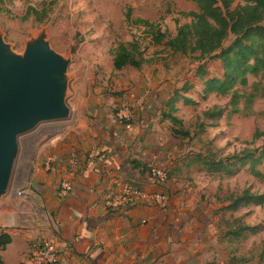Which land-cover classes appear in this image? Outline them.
<instances>
[{
	"label": "crops",
	"instance_id": "crops-1",
	"mask_svg": "<svg viewBox=\"0 0 264 264\" xmlns=\"http://www.w3.org/2000/svg\"><path fill=\"white\" fill-rule=\"evenodd\" d=\"M162 56L142 64L112 94L90 96L69 132L38 144L28 177L17 185L12 180L0 200V231L12 240L0 251L3 264H19L41 238L54 240L68 264L261 263L256 256L246 263L232 262L233 257L248 256L224 237L217 212L190 195L182 182L181 144L162 115L174 93L182 96L175 104L177 118L182 107L190 106L183 98L198 103L195 96L204 80L196 76L199 63ZM206 71L207 79L216 77L210 68ZM121 104L132 110L129 129L113 117ZM92 148L98 156L89 164L86 155ZM71 152L78 156L73 167ZM140 165L165 169L169 181L149 180ZM64 179L72 180L73 189L62 197L58 191ZM130 184L146 194L165 195L167 205L161 208L143 199L126 208L109 207L108 199Z\"/></svg>",
	"mask_w": 264,
	"mask_h": 264
},
{
	"label": "rangeland",
	"instance_id": "rangeland-1",
	"mask_svg": "<svg viewBox=\"0 0 264 264\" xmlns=\"http://www.w3.org/2000/svg\"><path fill=\"white\" fill-rule=\"evenodd\" d=\"M238 3L239 0H236L233 7ZM30 8L38 14L26 18ZM196 11V5L187 0L0 2V35L14 53L22 54L28 41L44 33L50 48L69 60L66 103L70 116L65 121L41 123L33 130L17 136L18 153L12 173L13 185L28 177L39 143L55 135H64L69 132V126L77 124L78 109L86 105L90 96L112 94V90L123 87L127 76L139 70L131 65L121 72L114 70L112 52L119 43L137 40L146 61L159 60L166 54L154 55L161 48L151 46L144 34L145 28L134 24L136 20L156 24L168 37H173L178 26L191 20L183 14ZM127 14L130 16L129 22L125 20ZM231 39L228 38L224 46ZM171 61L194 63L189 58L179 56H172ZM207 68H210L213 76L219 77L222 73L219 61L208 62ZM247 82L246 86H234L232 92L235 96L231 92L228 96H209L202 100L197 92V105L182 107L177 114L183 128L190 132V137L174 138V141L181 144L179 161L182 182L187 185L190 195L209 204L212 210L219 211L220 219L231 222L235 217L243 219L249 226H258L255 233L233 248L245 256H264V204H251L235 212L220 211L230 204L231 197L240 196L244 190L252 194L264 192V181L251 174L249 161L242 165L230 159L233 155L244 157L245 150L257 154L264 143V137L253 139L256 132H264V73L248 75ZM248 96L251 97L246 100ZM233 101H237V106H231ZM213 106L224 110L218 122L210 123L203 118L202 113ZM234 108L238 111L234 112ZM198 156L215 161L228 160L235 165L230 167L231 174L211 173L196 161ZM254 168L264 174V159ZM260 262L264 264V259Z\"/></svg>",
	"mask_w": 264,
	"mask_h": 264
},
{
	"label": "trees",
	"instance_id": "trees-1",
	"mask_svg": "<svg viewBox=\"0 0 264 264\" xmlns=\"http://www.w3.org/2000/svg\"><path fill=\"white\" fill-rule=\"evenodd\" d=\"M4 0H0L3 2ZM193 2L196 12L184 13L183 15L191 18L189 23H185L176 28L173 37H168L166 32H162L158 25L149 23L146 20H136L134 24L145 28L144 34L148 37L151 46L160 47L161 50L154 55L169 54L182 58H189L192 62L199 63L196 70V76L200 80H204V88L199 93V97L204 100L210 95L228 96L236 84L241 86L247 85V76H258L264 73V0H239V3L233 7L236 0H187ZM38 12L30 8L26 13V18L31 15H37ZM25 18V19H26ZM126 21H130V16H125ZM232 37L230 43L224 46L228 38ZM113 68L121 71L128 65L140 68L146 60L142 56L140 44L137 40L124 44L119 43L112 52ZM210 61H219L221 63L222 73L219 77L207 79L206 71L207 63ZM203 62V63H202ZM202 63V64H201ZM206 79V80H205ZM189 87H184L187 91ZM232 95L235 96L234 92ZM182 96L174 93L173 97L167 102L168 113H164L162 118L168 120L171 125V134L174 138L184 139L190 137V132L185 130L182 120L174 116L177 111L175 104ZM251 96H248V100ZM184 105H197L191 99L183 98ZM237 106V101H233L231 106ZM224 108L213 106L202 113L204 119L210 123L218 122L222 117ZM238 111L234 108L233 110ZM132 120L130 121V124ZM121 125V124H120ZM125 128V125H121ZM264 137V132H256L253 139ZM244 157L233 155L230 159L237 160L242 165L246 161L250 163L251 174L264 181V174L255 170V165L264 159V143L257 154L245 150ZM196 161L203 165L207 172L211 173H227L231 174L230 164L228 160L215 161L205 157L196 158ZM141 173L144 174L146 165H140ZM170 175L167 172V183ZM69 181L73 184L72 180ZM158 183V182H155ZM163 184V183H162ZM128 186L142 190L139 186L130 184ZM143 191V190H142ZM144 192V191H143ZM162 195V194H160ZM165 196V195H164ZM200 202H203L202 200ZM230 204L221 208L220 211H238L240 208L249 205L260 206L264 204V192L261 194H252L248 190H244L238 197H231ZM219 215V211H215ZM219 218L220 225L218 228L224 229V237L235 245L244 241L246 237L255 233L258 226H249L243 222V219L232 218V221ZM11 236L0 231V251L11 243ZM245 258H232V262L246 263L251 261L255 256ZM259 261L264 256L259 254L256 256ZM0 264H3L0 258Z\"/></svg>",
	"mask_w": 264,
	"mask_h": 264
},
{
	"label": "water",
	"instance_id": "water-1",
	"mask_svg": "<svg viewBox=\"0 0 264 264\" xmlns=\"http://www.w3.org/2000/svg\"><path fill=\"white\" fill-rule=\"evenodd\" d=\"M68 66L44 33L28 41L22 54L14 53L0 35V200L12 183L17 136L69 118Z\"/></svg>",
	"mask_w": 264,
	"mask_h": 264
},
{
	"label": "built area",
	"instance_id": "built-area-1",
	"mask_svg": "<svg viewBox=\"0 0 264 264\" xmlns=\"http://www.w3.org/2000/svg\"><path fill=\"white\" fill-rule=\"evenodd\" d=\"M114 120L125 125L126 129L131 127L132 110L128 104H121L114 110ZM96 149L92 148L86 155V160L92 164L97 158ZM78 163V156L71 152L69 164L73 167ZM144 174L153 182L165 183L167 181V171L155 166H147ZM73 189L72 183L68 179L61 180L59 183V195L67 196ZM17 195H21L20 192ZM150 199L157 206L164 208L167 205V198L160 194H146L140 189L132 186H125L120 192L108 199L107 205L114 209H121L133 206L138 200ZM19 264H68L57 243L52 239L41 238L35 240L30 245L28 254Z\"/></svg>",
	"mask_w": 264,
	"mask_h": 264
}]
</instances>
